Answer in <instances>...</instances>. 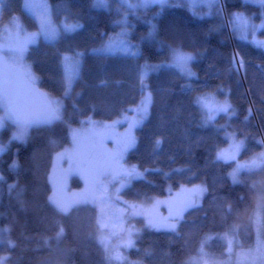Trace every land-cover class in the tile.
I'll list each match as a JSON object with an SVG mask.
<instances>
[{"label":"trees","instance_id":"trees-1","mask_svg":"<svg viewBox=\"0 0 264 264\" xmlns=\"http://www.w3.org/2000/svg\"><path fill=\"white\" fill-rule=\"evenodd\" d=\"M23 1L4 0L0 25L18 16L27 30H38V21L23 9ZM47 2L54 23L63 19L82 27L61 34L53 43L39 37L28 48L33 82L60 102V118L31 126L23 142L10 141L0 153V227L9 229L3 240L11 239L15 245L0 244V255L9 257L7 264H109L94 238L96 207L81 204L66 213L57 211L49 203V173L55 155L69 144L68 126H78L90 116L113 122L147 92L151 93L148 114L134 130L135 144L126 155V162L143 176L120 192V200H166L172 192L193 186L204 191L194 204L192 197L170 202L181 206L180 211L185 207L176 229H144L128 256L140 264H191L190 259L199 256L221 264L226 243L213 131L220 147L227 144L230 133L243 139L241 162L264 153V50L233 36L229 20L232 13L241 12L264 23V9L247 0H220L204 19V50L198 11L190 12L175 1L155 5L128 16L130 52L102 56L93 49L116 33L117 0H108V9L94 8L92 0ZM257 36L264 39V28ZM170 46L196 57L191 63L195 76L187 81L175 69H144L146 87L142 90L143 66L166 61ZM77 52L82 53L79 75L65 95L62 55ZM235 56L244 61V67L239 72L234 67L228 71ZM189 83L191 88L185 87ZM207 83L218 100L227 94L235 110L231 118L221 113L214 122H202L194 98L207 91ZM10 136L11 127L0 130L1 143ZM236 167L234 162L222 163L225 214L234 255L264 246V165L241 169L239 182L234 183L230 173ZM69 185L79 188L82 181L72 177ZM127 222L142 226L145 220L138 216ZM60 228L64 232L57 240Z\"/></svg>","mask_w":264,"mask_h":264},{"label":"rangeland","instance_id":"rangeland-1","mask_svg":"<svg viewBox=\"0 0 264 264\" xmlns=\"http://www.w3.org/2000/svg\"><path fill=\"white\" fill-rule=\"evenodd\" d=\"M117 1L118 5L116 6L115 10L116 12L120 13V16L115 22L116 33L110 38V40L115 44H118L121 39H126L128 42L130 34L128 16L130 14H137L138 12L147 10L155 5L161 6L159 3H149L146 7L140 6L143 4L144 0ZM170 1L184 4L190 12H199L198 14L201 18L200 31L202 38V48L205 50L206 33L204 29V19L211 15L213 8L220 0H167V3L164 5L168 4ZM247 1L264 9V7L261 6L259 0ZM43 3L47 5V10L50 15V8L47 0H43ZM105 3L106 6L96 7L94 6V0H92V6L97 9H108V0H105ZM23 9L25 10L24 1ZM27 12L32 15V13L29 11ZM236 14H238L242 19H237ZM13 18L0 25V43L5 45V49L10 43L15 41L17 33L25 34L36 33L39 31V21L36 17L35 18L38 21L37 31L27 30L18 16H14ZM50 19L53 22L51 15ZM244 21H247V23H244ZM64 23L71 24L74 22H68L62 19L59 23L54 24L62 28ZM261 24V18L255 22L253 18H249L241 12L232 13L229 20V27L233 36L243 40H248L255 46L264 50V47L260 46L261 42H264V39H260L257 36V32L261 28ZM253 25L256 27L253 28ZM122 32L126 35H121ZM69 33L71 32H61V34ZM39 37L43 38V36H38L36 41L31 45H34L38 41ZM31 45H29L28 48ZM235 60L237 62L240 61V59L236 56ZM25 63L32 73L27 59V52L25 53ZM206 64L208 65L207 60ZM239 71H241V69ZM207 91H211L210 85L208 83ZM146 96L147 92L141 96L139 102L136 105L121 113L119 117H117L113 122L95 120L90 116L83 119L78 126H68L69 144L55 155L49 173V182L51 186V193L49 197L51 196L54 199L60 200L67 208V211L61 213H66L71 208L81 204H88L96 207L98 211V230L94 238L96 242L102 247L106 261L109 264H140V262L134 261L128 256V251L130 248L135 246V241L139 234L144 229L155 227L164 228L165 223L169 219L174 221L178 213L180 214L181 218V213L185 207H182V210L180 211L179 209L181 206H174L170 202L186 200L190 197L194 198V196L195 199L199 201V198L202 195V192L200 191L201 188L198 186H193L189 188L185 187L181 191L172 192L169 194L166 200L150 199L149 201H143L140 203H124L120 200V192L124 188L128 187L133 180L143 176L142 171L139 170L135 165H131L126 162V155L135 144L134 130L141 125V123L136 124V120L139 115L138 109L141 107L142 101L146 99ZM4 115V110L0 108V116ZM130 125L133 126L130 127ZM7 126L11 127V136L7 142H0V148H3V150L8 147L10 141H13L11 137L13 136V133L16 132V126L12 121L8 120L2 128ZM2 128H0V130ZM77 130L80 132L79 142H75L73 139V132ZM128 137L134 139L133 146L122 151L121 159H113L116 153L121 151L122 142ZM213 139L215 143L216 155L218 152H220L222 153V156L228 157L219 159L217 158L216 165L221 207L223 211V237L226 243V256L221 264H253L251 257H246L243 255L249 251L240 252L237 255H234L232 252V239L229 235L228 223L225 214L222 172V163L234 162L236 166L237 163L240 165H245L249 163L253 157L244 162L239 160V154L243 147L244 141L232 133L227 136V144L221 147L219 146L215 130L213 131ZM240 141H242V147L240 148L238 154H235L231 146L234 142ZM1 152L2 151H0V153ZM232 155L235 156L234 159L231 158ZM132 168H135V170L139 172L140 175L130 180L127 178L125 180H121V169L131 170ZM72 177L79 178L82 181V186L79 188H71L69 181ZM259 214L260 209L257 214L258 220ZM138 216L145 220L142 226H137L132 222H127V218ZM101 223H104L107 226L101 228ZM113 223L116 225L115 228L111 226ZM0 230H3V228L0 227ZM109 233H111V235L109 236L107 243L109 245L110 252H119V259L109 260L110 253H106L104 247L98 241L99 236L107 235ZM2 235L4 237V233ZM129 240H131L130 245L128 244ZM259 248H264V246L257 245L250 251L255 252ZM189 263L213 264L203 256L191 258ZM256 264H258V261Z\"/></svg>","mask_w":264,"mask_h":264},{"label":"snow or ice","instance_id":"snow-or-ice-1","mask_svg":"<svg viewBox=\"0 0 264 264\" xmlns=\"http://www.w3.org/2000/svg\"><path fill=\"white\" fill-rule=\"evenodd\" d=\"M4 0H0V6L3 5ZM262 7H264V0H259ZM149 3H159L163 6L167 3V0H144L143 4L140 6H148ZM94 6L102 7L106 6L105 0H94ZM25 10L32 13L39 21V31L36 33H17L15 41L10 43L5 49V45L0 43V108L4 110L5 115L0 116V128H2L5 123L10 120L16 126V132L13 133L11 139L18 140L23 142L25 140L26 131L33 125H39L42 123H50L54 119L60 118V102L53 100L48 97L45 93L39 92L33 86V77L30 72L27 64L25 63V53L28 50V46L33 44L38 36H43L45 41L53 43L61 35V32H74L78 28L82 27L79 23H64L62 28L54 24L47 10V5L43 3V0H24ZM237 19H242L238 14ZM15 19V18H13ZM247 23V21H244ZM256 26L253 25V28ZM264 28V23L260 25ZM121 35H126L121 33ZM262 47H264V42H261ZM126 39H121L118 44L113 43L111 40L103 43L101 47L93 49V52L98 55L108 56L114 55L117 53H128L130 48H132ZM137 52H131V55H137ZM82 53H74L72 56L67 54L62 55V65H63V80H64V93L69 95L74 81L78 78L79 67H80V58ZM196 57L191 52H186L180 47H169V56L166 61L157 64V65H145L143 66L140 73V80L142 90L146 87L144 84L145 71L144 69H175L180 73L187 81H191L195 76V73L192 71L191 63ZM233 67L237 72L244 67V61L241 60L237 62L235 58L231 62V65L227 69L232 71ZM185 87L191 88V84L185 85ZM222 91V90H221ZM262 98H264V90L261 92ZM39 104V110L33 111V106ZM151 103V93H147L146 99L142 101L141 107L138 109V118L136 124L142 123V121L147 117L148 106ZM194 103L199 107L202 116V122L206 125L210 122H214L215 118L219 114L231 118L235 114V110L232 104L227 98V94L223 100H218L215 93L211 91H203L197 93L194 98ZM249 115H251V109H249ZM245 119H248L246 116ZM133 125H130L132 127ZM73 139L75 142L80 140V132H73ZM160 139L157 138L155 143L156 145L160 144ZM134 144V139L128 137L122 142V148L120 152H117L113 157L115 160L121 159L122 151L126 150L129 147H132ZM242 147V141L234 142L231 146L235 154H238L240 148ZM0 151H3V148H0ZM217 158H228L222 156V153H217ZM231 158H235L232 155ZM264 165V153H260L257 156H254L252 160L245 164L240 165L237 163V167L230 173L231 178L234 183L239 182V173L241 169L251 170L252 167ZM140 173L132 168L121 169L120 178L121 180L132 179L139 176ZM11 190V187H10ZM200 191H204L203 188ZM49 203L52 204L57 211L65 212L67 208L65 205L53 197H49ZM195 203V196L193 198V204ZM180 219V214L178 213L174 221L168 225L172 230L176 229V224ZM101 228L106 227L104 223L100 224ZM115 228V224L111 225ZM264 227V223H262ZM8 228L0 230V244L6 243L9 248L14 247V242L9 239L7 241L3 240V233L8 232ZM64 229L60 228L56 233V239L59 240L63 235ZM111 233L107 235H101L98 237L99 243L104 247L106 253L109 254V260L119 259V252H110L109 245L107 240ZM47 242V241H46ZM128 244H131V240L128 241ZM246 257H251L253 264H264V248H259L255 252L249 251L248 253L243 254ZM9 257L5 255H0V264H7Z\"/></svg>","mask_w":264,"mask_h":264},{"label":"water","instance_id":"water-1","mask_svg":"<svg viewBox=\"0 0 264 264\" xmlns=\"http://www.w3.org/2000/svg\"><path fill=\"white\" fill-rule=\"evenodd\" d=\"M33 86L35 87V89H37L39 92H41V93H45L46 95H47V93L45 92V91H43L37 84H35L34 82H33ZM48 96V95H47ZM33 111H38L39 110V104L37 103V104H35L34 106H33V109H32ZM57 120H59V119H54L52 122H54V121H57ZM173 222V220H168L166 223H165V229L166 230H168V231H171L172 229H170L169 227H168V225L170 224V223H172ZM176 226H177V224H176Z\"/></svg>","mask_w":264,"mask_h":264}]
</instances>
